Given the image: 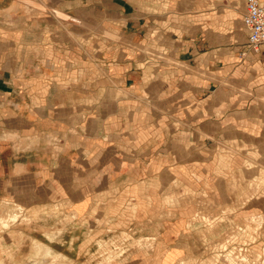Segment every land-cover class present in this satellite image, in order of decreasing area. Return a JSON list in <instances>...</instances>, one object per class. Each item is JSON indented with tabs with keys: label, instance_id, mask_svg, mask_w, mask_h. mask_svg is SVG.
<instances>
[{
	"label": "crops",
	"instance_id": "crops-1",
	"mask_svg": "<svg viewBox=\"0 0 264 264\" xmlns=\"http://www.w3.org/2000/svg\"><path fill=\"white\" fill-rule=\"evenodd\" d=\"M246 4L0 0V202L70 214L69 259L79 222L87 237L158 238L122 261L208 260L253 195L249 155L264 164ZM194 197L228 219L194 220L209 211Z\"/></svg>",
	"mask_w": 264,
	"mask_h": 264
},
{
	"label": "rangeland",
	"instance_id": "rangeland-1",
	"mask_svg": "<svg viewBox=\"0 0 264 264\" xmlns=\"http://www.w3.org/2000/svg\"><path fill=\"white\" fill-rule=\"evenodd\" d=\"M260 103L256 102V104ZM228 151L230 150L221 152L219 157L222 158ZM253 151L258 150L254 147ZM236 152L240 157L237 158L240 164L239 170L244 164L245 152L239 149ZM234 153L233 150V156ZM249 156H253L249 158L253 163H247L250 164L247 166L251 167L253 173V195L242 197L238 202L236 212L238 228L222 233L221 237L210 245L208 260H179L172 264H264V164L260 165L259 158L255 154ZM200 195L203 196L202 193ZM204 195L208 198L209 191L205 190ZM193 204L203 205L205 209L214 206L213 202L202 198L197 202L195 197ZM208 210L196 212L193 215L194 220L209 224L228 219L227 213L217 212L212 208ZM72 220L73 217L68 213H27L18 205L0 202V264H136L137 261L122 260L133 250L144 251L151 248L153 242L158 240V238L136 236L130 230L124 232L116 230L112 232V230L109 237L103 238L102 236L87 237L85 236L87 230L83 226L79 227L78 222L77 246H73L71 251V257L75 258V255L77 257L76 260L69 259V256L59 251L65 249L66 253L69 252L67 241ZM83 240L87 241L86 245L80 244ZM144 264H164V262L154 261Z\"/></svg>",
	"mask_w": 264,
	"mask_h": 264
},
{
	"label": "built area",
	"instance_id": "built-area-1",
	"mask_svg": "<svg viewBox=\"0 0 264 264\" xmlns=\"http://www.w3.org/2000/svg\"><path fill=\"white\" fill-rule=\"evenodd\" d=\"M244 24L248 47L258 52L264 48V0H247Z\"/></svg>",
	"mask_w": 264,
	"mask_h": 264
}]
</instances>
